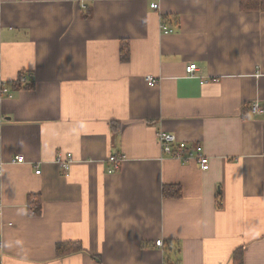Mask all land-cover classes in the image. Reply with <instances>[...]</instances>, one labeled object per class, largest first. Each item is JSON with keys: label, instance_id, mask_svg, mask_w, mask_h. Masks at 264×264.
<instances>
[{"label": "crops", "instance_id": "obj_1", "mask_svg": "<svg viewBox=\"0 0 264 264\" xmlns=\"http://www.w3.org/2000/svg\"><path fill=\"white\" fill-rule=\"evenodd\" d=\"M161 131L210 168L165 155ZM0 165L3 264H264V9L0 0Z\"/></svg>", "mask_w": 264, "mask_h": 264}, {"label": "built area", "instance_id": "obj_2", "mask_svg": "<svg viewBox=\"0 0 264 264\" xmlns=\"http://www.w3.org/2000/svg\"><path fill=\"white\" fill-rule=\"evenodd\" d=\"M152 9H158L159 3L153 2L151 3ZM161 30L168 34L174 31L172 27L167 25L165 19L163 18L162 23L160 25ZM186 74L191 78H197L200 77V68L196 63H189L186 66ZM28 80V76L26 74H23L21 76L22 83H25ZM147 80L150 83H156L157 81L153 78L148 76ZM207 82L206 78H201V83L204 84ZM4 93L7 95L9 94V90L7 88L3 89ZM252 109L255 113H262L261 105L260 103L256 102L252 105ZM158 142L160 144L161 150L165 155L171 156L173 158L180 159L182 161H191L195 160L201 167L202 170H208L210 168V160L209 157L204 153L202 146L198 145H190L186 141L179 140L177 136L174 133L161 131L158 133ZM125 156L123 154H112L109 158V161L111 162V167L109 169L110 173L117 172L120 170L122 163L124 162ZM15 161L22 163L25 160V157L23 155H16ZM56 162L61 165L63 168L68 170L70 168V165L73 162V156L71 153H68L66 155L59 154L56 158ZM2 165H0V173L2 171ZM41 170H37V173H40ZM3 212V205L0 203V214ZM157 246H163L164 241L158 240L156 241ZM0 264H3V261L0 260Z\"/></svg>", "mask_w": 264, "mask_h": 264}, {"label": "trees", "instance_id": "obj_3", "mask_svg": "<svg viewBox=\"0 0 264 264\" xmlns=\"http://www.w3.org/2000/svg\"><path fill=\"white\" fill-rule=\"evenodd\" d=\"M241 7L245 9H264V0H241ZM170 27L172 26L170 25ZM128 54H129L128 45L124 44L122 46L123 58H126ZM23 84L24 83H22L20 76V78L15 82V85L18 86L19 88H22ZM163 192H164V196H180L181 188L178 185H166L164 186ZM78 249L79 246H76V244L72 242H62L58 244L57 252H58V256H62L65 254L72 253ZM164 264H177V261L174 260L172 257H169V254H167Z\"/></svg>", "mask_w": 264, "mask_h": 264}]
</instances>
